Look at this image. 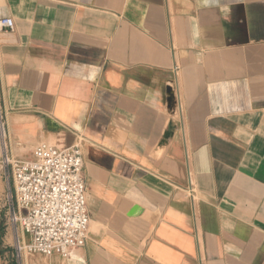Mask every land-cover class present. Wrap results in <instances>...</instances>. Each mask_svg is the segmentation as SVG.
Listing matches in <instances>:
<instances>
[{
	"label": "crops",
	"instance_id": "1",
	"mask_svg": "<svg viewBox=\"0 0 264 264\" xmlns=\"http://www.w3.org/2000/svg\"><path fill=\"white\" fill-rule=\"evenodd\" d=\"M2 17L3 147L83 139L87 240L40 264H264V0H0Z\"/></svg>",
	"mask_w": 264,
	"mask_h": 264
},
{
	"label": "built area",
	"instance_id": "2",
	"mask_svg": "<svg viewBox=\"0 0 264 264\" xmlns=\"http://www.w3.org/2000/svg\"><path fill=\"white\" fill-rule=\"evenodd\" d=\"M14 27L12 17L0 18V33ZM82 146V138L66 148L40 143L28 158H18L3 147L1 164L14 191L8 215L18 264L33 254L67 258L85 244L90 214Z\"/></svg>",
	"mask_w": 264,
	"mask_h": 264
},
{
	"label": "rangeland",
	"instance_id": "3",
	"mask_svg": "<svg viewBox=\"0 0 264 264\" xmlns=\"http://www.w3.org/2000/svg\"><path fill=\"white\" fill-rule=\"evenodd\" d=\"M3 136V131L1 130ZM0 135V262L2 264H18L15 258V230L9 221L8 208L14 200L12 180L5 174L1 164L3 154L2 138ZM28 157V156H27ZM31 263L45 261L41 255L35 254L27 259Z\"/></svg>",
	"mask_w": 264,
	"mask_h": 264
}]
</instances>
